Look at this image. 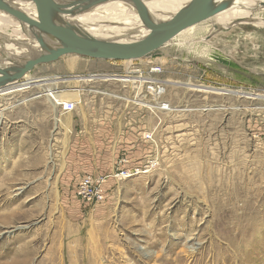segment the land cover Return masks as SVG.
Returning <instances> with one entry per match:
<instances>
[{
    "label": "rangeland",
    "instance_id": "374dc122",
    "mask_svg": "<svg viewBox=\"0 0 264 264\" xmlns=\"http://www.w3.org/2000/svg\"><path fill=\"white\" fill-rule=\"evenodd\" d=\"M212 18L152 55L68 54L0 88V264H264V36L210 32ZM131 66L162 68L161 101L175 111L110 94L135 98L118 79ZM90 74L82 87L96 92L63 111L57 91ZM84 120L119 137L85 144ZM151 159L150 172L121 175ZM88 175L106 177L101 203L79 193Z\"/></svg>",
    "mask_w": 264,
    "mask_h": 264
},
{
    "label": "bare ground",
    "instance_id": "6f19581e",
    "mask_svg": "<svg viewBox=\"0 0 264 264\" xmlns=\"http://www.w3.org/2000/svg\"><path fill=\"white\" fill-rule=\"evenodd\" d=\"M76 1H80V0H50V2L58 5L71 4ZM190 1L191 0H142L148 16L157 22L169 21L177 17L181 12L185 10L187 4ZM3 2L9 6L22 10L24 13H26L28 16L34 19H38L37 8L32 0H3ZM129 2L130 1L128 0L105 1L103 3L90 7L84 11L66 15L64 16V18L74 27V29L80 35L91 37L105 43L133 42V41L141 40L149 34V31L142 24L140 18L138 17L136 8L132 5V3ZM263 3L264 0H213L212 7L218 8L220 10L218 11L217 14H215L214 18L211 17L212 18L211 23L215 27V29L213 30L210 29L211 30L210 32L213 33L216 31L222 32L225 29L235 25H242V26L246 25L245 27H247L248 29L251 26L260 27L257 36L263 37L264 18L261 17L262 15L259 16V14H256L257 11L264 9ZM208 23H210V21ZM18 25L22 26V28L25 30L24 31L26 35L25 38L20 36L22 32ZM196 25L189 27L191 28V29L188 28L189 31L192 30V28H194V26ZM188 29L182 31L180 35L184 32L185 35H187L188 32L186 33V31ZM248 35L250 37L252 36V34H248ZM138 36L141 37L136 38ZM184 37L185 36L183 35V39ZM186 37H188V35ZM131 38H135V39L131 40ZM128 39H130L131 41ZM12 41H16L17 43H9ZM187 42L188 41H186V43ZM21 44H25V45H21ZM46 44H47V48L49 49L60 46V43L53 41L48 36H46ZM37 48H38V41L34 33V30L32 29V26L26 21H23L11 15L10 13H7L6 11L0 9V68L3 69V72H0V77H4V75H6L5 71L6 70L8 71L10 67H12L13 69V65H15V67L17 68L23 66V64L28 59L32 58L36 54ZM163 48L164 47H162V49ZM29 52H31V54ZM67 65L71 68V70H73L76 64H74L73 62H68ZM11 72L12 70L8 71V73ZM29 73H27L26 75H28ZM97 77H98L97 75H93V74H90L89 76L74 75L73 76L74 81L73 83H71L73 85L69 89H66L68 88L66 87L65 88L66 90L57 91V93L60 95L59 96L60 100L59 102H57L58 105H60L61 102H64L65 100H68L69 98L72 97L73 99L81 100V103L78 106L81 107L84 96L86 94L85 92L87 90L96 92V90L93 88L88 89L82 87L83 82H87V83L92 82L98 79ZM78 78L82 80L81 84ZM118 79L123 82L132 83V79H130L129 77L126 78L124 76L123 77L120 76ZM61 83H66L67 86H69L68 84H70L69 81H67V79L62 80L60 84ZM4 86L7 85H3L1 87ZM125 98L128 101H135L134 98H129V97H125ZM138 104L156 110L154 107L155 105L153 106L152 104H147L146 102L143 101H140ZM167 107L168 110L175 111L174 108H171L169 106ZM162 110L163 109L159 111ZM69 124H70V118H68V125Z\"/></svg>",
    "mask_w": 264,
    "mask_h": 264
},
{
    "label": "water",
    "instance_id": "95a60500",
    "mask_svg": "<svg viewBox=\"0 0 264 264\" xmlns=\"http://www.w3.org/2000/svg\"><path fill=\"white\" fill-rule=\"evenodd\" d=\"M37 8L38 19H34L22 10L9 6L0 0V9L26 21L32 26L37 37L36 54L28 59L23 66L15 67L11 73L6 72L0 77V87L11 83H21L25 75L35 66L56 61L68 54H77L93 59L126 61L134 60L153 53L165 47L180 33L189 27L199 24L218 13V8L212 7L213 0H191L183 12L169 21H154L147 12L142 0H128L136 8L142 24L149 34L133 42L105 43L91 37L80 35L64 16L84 11L90 7L110 0H80L66 5H58L50 0H32ZM46 36L60 43L59 47L49 49ZM0 72L3 69L0 68Z\"/></svg>",
    "mask_w": 264,
    "mask_h": 264
},
{
    "label": "built area",
    "instance_id": "2783aa9c",
    "mask_svg": "<svg viewBox=\"0 0 264 264\" xmlns=\"http://www.w3.org/2000/svg\"><path fill=\"white\" fill-rule=\"evenodd\" d=\"M162 72V68L160 66H153L149 71L143 72L141 69L131 66L128 69V72L122 77L132 79V87L136 89L135 91V103L138 104L140 101L145 100V96H142L144 92L150 94L153 98V102L157 103L155 105L156 109H167L168 105L164 101L162 102V94L164 93L163 83L162 81L156 77L157 74ZM147 73V74H146ZM89 76V75H88ZM143 81V82H142ZM130 83V82H129ZM75 91V90H74ZM81 103V100L73 99L72 97L60 104L63 111L72 112L76 110V108ZM139 105V104H138ZM163 107V108H162ZM153 132L147 133L145 138L151 141H155ZM156 161L154 159L149 160L145 166H134L131 167L132 170H127V172H122L121 175L123 177H129L130 174H135L137 172L148 173L155 166ZM129 175V176H127ZM115 176L119 177V174ZM106 182V177L102 176H93L88 175L85 176L81 182L79 183V193L81 196L89 203H101L104 200V183Z\"/></svg>",
    "mask_w": 264,
    "mask_h": 264
},
{
    "label": "crops",
    "instance_id": "0c3cea01",
    "mask_svg": "<svg viewBox=\"0 0 264 264\" xmlns=\"http://www.w3.org/2000/svg\"><path fill=\"white\" fill-rule=\"evenodd\" d=\"M108 78H110V77H106V79H108ZM79 80H80V84H81L82 80L80 78H79ZM83 83H85V82H83ZM102 92H106V91H102ZM110 94H112L113 96H116L118 98H123V99L127 100L125 98L126 96H123L120 94H115V93H110ZM128 102H130V101H128ZM83 105H84V103L82 104L81 108H83ZM74 131L77 134V136L84 138L85 144H102V143H112V142L115 143L116 139L119 137V132H120L118 126L111 127L110 130H108V129L105 130V129H102L101 127H98L95 124L92 125L91 123H87L86 120H84L82 122L80 121L79 123L77 122L75 124ZM104 131H106L108 133V135L106 137H100V135L103 134L101 132H104ZM109 136H110V139H114V140L113 141L108 140L107 137H109ZM120 139L122 140L123 136H121Z\"/></svg>",
    "mask_w": 264,
    "mask_h": 264
}]
</instances>
